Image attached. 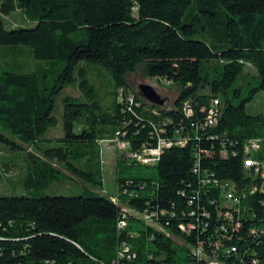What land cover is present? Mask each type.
Here are the masks:
<instances>
[{"label":"trees","instance_id":"1","mask_svg":"<svg viewBox=\"0 0 264 264\" xmlns=\"http://www.w3.org/2000/svg\"><path fill=\"white\" fill-rule=\"evenodd\" d=\"M104 70L111 97L94 84ZM135 76L174 90L172 104L147 101ZM73 83L64 136L43 137ZM262 91L264 0H0V184L3 169L35 164L26 194L0 195V264H208L196 249L264 264L263 179L245 165L264 162V113L247 111ZM159 139L172 144L154 164L133 156ZM104 141L128 144L116 193ZM64 172L80 193L40 192ZM226 183L240 229L224 215Z\"/></svg>","mask_w":264,"mask_h":264},{"label":"rangeland","instance_id":"2","mask_svg":"<svg viewBox=\"0 0 264 264\" xmlns=\"http://www.w3.org/2000/svg\"><path fill=\"white\" fill-rule=\"evenodd\" d=\"M17 19L19 16L15 15ZM110 73L106 70L103 72L102 77H95L96 83L95 86L99 95L111 97V84L109 82ZM135 81V85L139 88L141 83H147L157 90V92L162 96L166 97L168 101L166 105H171L172 101L175 97V91L170 89L167 85L160 83L156 78H141L140 76H135L133 78ZM93 81V80H92ZM81 91L79 86L76 83L67 85L61 94L56 98L55 107L53 113L58 116L59 120L57 125L50 128L43 137H54L60 138L64 136V129H63V98L66 95H81ZM247 111L249 114L257 115L260 113H264V91L260 92L256 98L248 105ZM102 146L104 149V162H105V184L107 189L112 192H117V178H116V171H117V161L119 158V152L121 147L109 141L102 142ZM25 151L27 147L24 146ZM30 150L35 151L34 147H30ZM123 150V149H122ZM35 164L32 162L31 158L27 161H24L22 164L21 170H13L10 173H5L4 169L1 172L3 183L0 184V195H23L26 194L27 191L25 189L24 180L27 179L30 167L34 166ZM65 177H61L58 180H55L53 183L46 185L43 189L40 190L42 194L45 195H76L80 193L81 189L84 187V184L81 180L74 176L70 175L67 172H64Z\"/></svg>","mask_w":264,"mask_h":264},{"label":"built area","instance_id":"3","mask_svg":"<svg viewBox=\"0 0 264 264\" xmlns=\"http://www.w3.org/2000/svg\"><path fill=\"white\" fill-rule=\"evenodd\" d=\"M210 114H211L210 119L214 120L213 117H212L213 116V112L211 111ZM210 122H212V121H210ZM117 144L123 150L127 149V147H128L127 143H117ZM171 144H172V142H170V141H166L164 139H159L158 147L151 148V149H146L142 153H133V156L136 157L138 160H140L141 162H143L145 164H154L159 159V157H160L161 153L163 152L164 148L167 147V146H170ZM259 147L260 146L258 145V143H255L253 148L255 150H257V149H259ZM245 165L248 166V167H253L255 174H258V175H260L262 177V179H263V189L262 190H264V162H260V161L256 160L254 157L250 156V157L245 159ZM206 182H210V180H207ZM217 183L218 182H216V184ZM222 189H223L224 196H225L227 202L231 205L229 209H226L224 211V215H225L226 218L229 219V221H231L233 224H235L237 229H240L243 224H242V222L239 219H235V217H234V215H235L234 211H237V213L240 212L239 211L240 210L239 207H237L238 204L240 203V201L236 198V196L234 194V191L232 190L233 187L229 183L223 184L222 185ZM115 199L116 198H114V200ZM231 208H232V210H231ZM152 216L146 214L145 218L151 220ZM121 224L125 225L126 222L122 221ZM190 227L194 228V226H191V225L189 226V228ZM181 228L183 230H188V228H186L185 225H181ZM223 229H226V228L224 227ZM228 250H227V252H229V253L231 252L232 253V252L236 251V248L233 247L231 250H229V251ZM129 251H130V247L124 244V249L120 253V257L124 258ZM204 251H205L204 249H196L195 250V254L199 258H206L208 260V264H223L222 262H220V260H219L217 255L213 256L212 258H207L206 254L204 253ZM115 264H122V263L116 262Z\"/></svg>","mask_w":264,"mask_h":264},{"label":"water","instance_id":"4","mask_svg":"<svg viewBox=\"0 0 264 264\" xmlns=\"http://www.w3.org/2000/svg\"><path fill=\"white\" fill-rule=\"evenodd\" d=\"M140 92L142 96L149 102L154 103L156 105H164L166 102V99L163 98L157 90L154 88V86L147 84V83H141L139 86Z\"/></svg>","mask_w":264,"mask_h":264}]
</instances>
